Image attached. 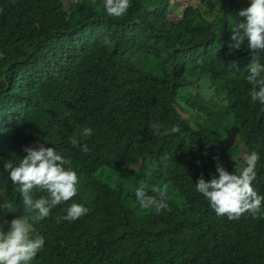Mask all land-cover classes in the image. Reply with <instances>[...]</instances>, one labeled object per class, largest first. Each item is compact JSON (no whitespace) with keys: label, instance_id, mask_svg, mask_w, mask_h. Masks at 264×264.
Returning a JSON list of instances; mask_svg holds the SVG:
<instances>
[{"label":"trees","instance_id":"16d2710c","mask_svg":"<svg viewBox=\"0 0 264 264\" xmlns=\"http://www.w3.org/2000/svg\"><path fill=\"white\" fill-rule=\"evenodd\" d=\"M247 4L129 0L115 18L104 0H0V219L30 215L4 170L26 146L55 149L79 180L71 200L33 223L45 244L30 264H264V202L255 216L229 220L195 189L217 162L232 173L233 160L241 166L257 151L251 186L264 195V105L245 78L253 56L229 48ZM254 60L264 64V53ZM173 126L180 131L163 134ZM104 169L133 171L149 194L166 185L171 210L141 209L135 190ZM73 203L88 213L58 222Z\"/></svg>","mask_w":264,"mask_h":264},{"label":"clouds","instance_id":"9594fccd","mask_svg":"<svg viewBox=\"0 0 264 264\" xmlns=\"http://www.w3.org/2000/svg\"><path fill=\"white\" fill-rule=\"evenodd\" d=\"M103 7L109 17L121 18L129 9V0H104ZM236 16L240 18V22L232 30L231 39L234 43L229 48L239 51L243 46L250 51L253 60L247 67L248 74L245 77L251 85L249 94L253 102L264 105V64L254 60L258 54L264 53V0H248L247 6L241 8ZM104 43H108L107 38ZM151 128L155 135L161 134L162 125L158 122H153ZM179 131L178 127L173 126L165 129L163 134ZM80 135L90 137L92 129L85 127ZM69 142L84 152L89 151L87 144L81 145L75 136ZM23 151L26 155L20 157L19 163L14 166L9 160L4 164V170L8 172V179L16 186L30 215L0 221V264H30L45 244L43 236L33 238V223L47 218L53 208L71 200L78 190L76 171L70 167L65 168L71 161L55 149L41 144L26 146ZM259 160L257 151L244 155L241 166H238V161L233 160L235 170L232 173L217 162V175L209 180L201 176L195 182V189L208 201L218 217L238 220L245 213L255 216L264 202V195L258 194L251 186L257 176ZM167 167L165 164L164 168ZM34 192H46L47 196L34 198ZM151 193L153 194H149V190L143 185L135 190V198L141 209L154 210L157 214L162 210H171L167 203L166 185L153 186ZM6 207V203L0 202V209ZM88 211L84 205L73 203L65 209V215L58 217V222L65 220L71 223ZM5 223L8 225L7 230L3 226Z\"/></svg>","mask_w":264,"mask_h":264},{"label":"rangeland","instance_id":"374dc122","mask_svg":"<svg viewBox=\"0 0 264 264\" xmlns=\"http://www.w3.org/2000/svg\"><path fill=\"white\" fill-rule=\"evenodd\" d=\"M171 17L173 18V20L177 21L179 19V17H180V12L178 11L176 13H173L171 15ZM202 95H207V94H205L204 92H202ZM181 115L183 117H187V115L185 113H182L181 112ZM231 142L229 141V138L227 136L226 137V144H229V147L233 145ZM237 142H238V144L241 147H243V144L240 143V141H237ZM100 174H101V177H103V178H106L108 176L113 175L117 179V182L114 185H121V186H123L125 188H129V189H132V190H136L140 186V184L141 185L144 184V183H142V181L139 178H137L136 176H134L135 174H134L133 171H128L126 173H116V172H110L107 169H104L103 171L100 172ZM0 197H1V200L3 202H5V200H6L5 197L3 195H1ZM0 221H8V220L4 217V218L0 219ZM3 226H4V228H7L8 227V225L6 223Z\"/></svg>","mask_w":264,"mask_h":264}]
</instances>
